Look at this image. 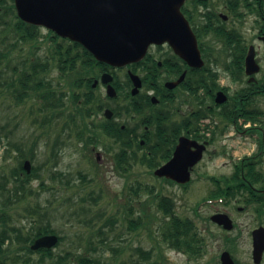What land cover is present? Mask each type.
<instances>
[{"label":"rangeland","instance_id":"obj_1","mask_svg":"<svg viewBox=\"0 0 264 264\" xmlns=\"http://www.w3.org/2000/svg\"><path fill=\"white\" fill-rule=\"evenodd\" d=\"M36 32V40L16 41L15 45L5 49L8 55L0 62V126L3 134L0 137V196L2 192H6L3 188H12V171L19 168L22 153L29 151L31 147L34 148L35 157L29 161L38 170L40 177L31 179L28 183L30 192L23 194L19 191L17 195L22 197L18 200L13 196L14 204L5 208L0 200V219L3 217L4 220L7 215L5 221L16 227H30L31 224L38 226L50 222L62 237L61 242L51 248L52 254L61 255L66 251L86 253L97 256L101 264H134L136 261L146 264H219V255L224 249L239 264H255L252 261L250 234L253 228L259 225L264 227L261 209L255 211L251 206L259 207L257 199L256 202L245 199L230 204L220 201L201 203L202 198L209 194L212 183L210 179H201L199 174L217 176L225 173L229 163L256 150V136L244 137L233 129L226 132L224 139L216 135L215 143L208 147L205 157L192 169V181L186 188L154 176L147 164L138 163L132 158H129V162L123 160V167H119L116 158L119 143L116 137L104 133L105 130L101 128L104 117L101 109L97 111L99 96H95V101L92 99L87 105L82 95L88 90L86 85L71 84L77 71L82 69L81 65L75 71L60 72L54 58L53 38H50L51 35L44 28H37ZM4 35L8 39L17 37V34L14 36L8 30L5 34L0 32L1 38ZM262 49L261 47L260 50ZM0 50H4L1 43ZM31 59L48 61V78L56 89L65 94L60 110H40L41 106L35 102L33 94L20 100L16 96L17 92L14 95L15 89L7 85L9 79L17 77L16 71H20ZM262 62L264 66V59ZM93 71L96 75L99 66H95ZM114 72L120 80L124 79L123 69H115ZM231 87L234 91L237 84L231 83ZM93 92L99 95L104 93V89L97 86ZM72 94L77 98L71 99ZM175 96L174 103L171 102L168 106L172 120L180 118V111H177L179 105L182 111L193 106L182 92ZM184 99L187 100L186 103H182ZM255 99L250 101L248 108H253L256 103L258 108L264 109V95L256 94ZM101 101H104L103 98ZM119 101L118 106H124L122 111L127 110L129 102H123L119 97L112 104ZM89 105L96 110L92 117L85 113L84 107ZM136 119L137 116L118 114L111 121L125 129L133 127L144 131L143 125H136ZM227 136L230 137L229 142V139L226 140ZM223 148L228 150L229 157L212 154L213 149ZM135 149L139 151V156L142 152L149 151L148 146L147 149L145 146ZM96 152L99 153V159H96ZM160 159L158 158V162ZM41 181L45 186L40 185ZM156 192L172 199L178 215L193 220L204 238L201 254L188 255L169 248L160 240L156 218L159 216L161 219L162 214L156 211L153 198ZM235 195L239 196L238 193ZM237 206L243 208L240 210ZM34 207L35 214H29L26 209ZM218 211L227 213L235 227L224 230L211 222L209 216ZM138 215L146 223L134 229L129 227L128 219L134 221ZM25 232L23 229V233ZM15 241L1 246L6 264H24L18 258L12 261L14 253H22L12 250L18 245ZM136 247L151 250L150 257L145 259L140 256ZM50 261V258H46L40 264H49ZM28 264H32V261ZM258 264H264V253Z\"/></svg>","mask_w":264,"mask_h":264},{"label":"flooded vegetation","instance_id":"obj_2","mask_svg":"<svg viewBox=\"0 0 264 264\" xmlns=\"http://www.w3.org/2000/svg\"><path fill=\"white\" fill-rule=\"evenodd\" d=\"M181 11L197 40L202 65H189L167 42L151 44L143 59L117 68L124 70L125 77L122 80L115 74L114 69L110 70V67L105 65L101 66L100 72L96 75L84 77L85 82L90 84V89L82 93L86 101L84 103L88 105L95 96H99L97 111L101 109L104 117L101 125L108 123L116 126L117 123L111 121V118L118 114L137 116L134 122L138 126L143 125L144 131L133 127L129 130L130 135L137 137V140H147L160 128L165 136L164 143L170 142L164 150H170L165 153L161 151L156 156L161 159L152 172L173 156L182 138L196 144H205L201 159L189 168L192 171L205 157L208 147L215 143L216 135L224 139L226 132L233 129L244 137L256 136L254 137L256 150L253 153L229 163L227 171L223 174L217 176L199 174V177L210 179L212 183L210 190H224V201L227 204L245 200L240 193L239 196L233 197L232 191L235 188L254 193L259 204L258 210L261 209L260 213L264 214V109L258 108L256 103L253 108H248V104L256 98V94L264 95L262 62L264 59V0H184ZM249 51L253 53L255 62L252 67L257 66V69L251 73L246 72V57ZM105 72L111 73L113 77L112 85L116 92L114 96L108 94V85L101 79ZM130 74L137 76L138 79L131 78ZM138 80L140 86L133 94L132 89ZM231 83L237 84L234 91ZM97 86L104 89L103 95L93 92ZM179 92L188 97L193 106L189 110L182 111L179 105L177 111H180V118L172 120L168 106L169 103H174L175 95ZM117 97L123 102H129L127 110L122 111L124 106H118L120 101L115 105L112 104ZM102 98L104 101H101ZM186 101L184 99L182 103ZM84 108L89 117L96 112L90 105ZM227 139L229 142L230 137L227 136ZM157 144L161 147L158 142ZM148 154H150L149 151ZM212 154L230 156L225 148L213 149ZM99 157V153L96 152V158L99 159ZM247 173L249 177L246 178ZM19 174L21 175L22 171H19ZM234 177L238 179L234 180ZM160 178L166 182L178 184L169 178ZM12 179L14 182L11 190L4 192V197H11V200L3 202L0 196L5 208L15 203L13 189L17 177ZM237 207L240 210L243 208ZM5 217L7 215L4 219ZM33 228L35 229V225L31 224L30 227L23 229L30 232ZM9 234L12 235V233ZM12 240H14L13 236L6 238L4 244L8 242L12 244ZM34 240L35 237L30 243L17 240L15 242L18 245L11 249L18 252L19 250L27 251ZM31 254L34 255L33 263L35 264V249H32Z\"/></svg>","mask_w":264,"mask_h":264},{"label":"water","instance_id":"obj_3","mask_svg":"<svg viewBox=\"0 0 264 264\" xmlns=\"http://www.w3.org/2000/svg\"><path fill=\"white\" fill-rule=\"evenodd\" d=\"M17 16L24 22L43 26L60 37L76 41L84 46L97 61L111 66H124L140 60L152 43L168 42L175 53L189 65L200 66L202 60L197 43L186 19L180 11L184 0H13ZM253 53L246 57V72L257 69ZM131 78L138 79L130 74ZM110 82L108 73L101 76ZM140 86L135 82L132 93ZM108 93L114 89L108 84ZM193 146V148H192ZM203 145L186 138L180 139L173 156L154 173L171 178L179 183L190 178L189 167L200 158ZM29 171V162L25 161ZM210 219L224 229L233 223L227 214L214 213ZM58 238L45 234L35 239L33 249L51 247ZM264 251V228L252 231V258L259 263ZM220 264H234L226 250L220 254Z\"/></svg>","mask_w":264,"mask_h":264},{"label":"trees","instance_id":"obj_4","mask_svg":"<svg viewBox=\"0 0 264 264\" xmlns=\"http://www.w3.org/2000/svg\"><path fill=\"white\" fill-rule=\"evenodd\" d=\"M37 28L39 27L19 19V17L16 15L13 0H0V32L5 34V32L8 30L13 32L14 36L17 34L16 38L12 37L9 39L7 35H4L3 38L0 36V43L3 44L4 49L3 51L0 50V62H2V58L8 55V51L5 49H7L10 45H15L16 41L36 40V38H38L36 32ZM48 33L51 35L50 38H53V51L55 53L54 58L57 61V69L63 73L67 70L75 71L77 70L78 65H81L82 69L77 71V75L71 81V84L79 86L86 85V87L90 89V84L87 81L85 82L84 77L87 78L91 75H95V72L93 71L94 67L99 66V69H101V66L104 65V63L96 61L92 54L80 43L70 41L66 38H60L51 31H48ZM49 72L50 68L47 60L36 61L35 59H31L21 67L20 71H16L17 77L9 79L7 85L15 89L14 95L17 92L16 96L20 100L33 94L35 97V102L41 106L40 110L43 108L51 111L60 110L64 103L63 98L65 94L62 92V90H58L54 87V83H52V81L48 78ZM76 98L77 96L75 94L71 95V99ZM85 126H87L86 123ZM102 129L105 130L103 131L104 133H110L116 137L119 143V152L116 153L117 161L119 160V167H123L121 165L122 160L129 162V158H132L136 162L147 164L153 168L158 164V158L156 156L159 155L161 151L165 153L170 150H164V148L169 145L170 142L164 143L165 136L160 128L157 129V132L153 138L150 137L146 140V144H149L148 149L150 154L142 152L140 156L135 149V147L139 148L138 143H135L131 140L129 131H127V129H122L120 126H104ZM1 131L2 126H0V137H3ZM157 142L161 147L158 146ZM21 156L22 160L25 158L33 160L35 157L34 148L31 147L29 151L22 153ZM37 172L38 170L33 167L31 173L28 175L24 174V177L34 176L37 179L40 177V174ZM59 174H61V172H59ZM12 175H17V170L14 169L12 171ZM247 176L248 174L246 177ZM29 182L30 181L28 179L16 181L13 189V195H16L17 191H21L23 194L27 191L30 192L28 185ZM40 185L45 186L43 181H41ZM6 189L7 191H10V189ZM224 194V190H218L215 192H210L208 196H219ZM153 198L155 199L156 211H159L162 214L161 219H159V216L158 218L155 217L157 221L156 229L158 228L159 230L160 240L164 242L169 248L178 249L188 255L201 254L204 247V238L198 232L193 220L189 217L178 215L174 210L173 201L170 197L162 195L160 192H156L153 195ZM7 200H9V197L3 199V202ZM0 220V264H5V256L2 254L1 246L4 243V238H7L8 235H4V232L7 230L6 223H4L3 219ZM128 221L129 227H132L133 229L135 227L138 228L142 224L144 225L146 223V221L143 223L141 215H138L134 221L130 220V218ZM112 223L113 222L111 221V224ZM12 229L11 232L17 240L21 239L28 242H31V239L34 236L37 237L46 233H57L56 230L51 226L50 222L38 226L35 225V231L30 233L31 236L22 234L19 231L20 229L16 227H13ZM59 239L62 240V237L59 236ZM136 250L143 258L147 259L150 257L151 250H144L141 247H136ZM31 252V250H27L18 254L14 253L12 261L18 258L22 263L28 264L33 261L32 255L30 254ZM35 254H37L35 257V264H40V262L44 263L43 261L46 258L51 259L49 264H101L97 256H91L86 253L76 254L66 251L64 254L55 255L52 254L50 249H38L35 251ZM134 264L146 263H140L136 261ZM152 264H155V262H152ZM236 264L239 263L236 262Z\"/></svg>","mask_w":264,"mask_h":264}]
</instances>
